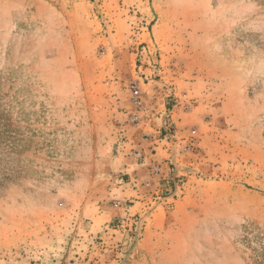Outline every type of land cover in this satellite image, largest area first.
<instances>
[{"label":"rangeland","instance_id":"1","mask_svg":"<svg viewBox=\"0 0 264 264\" xmlns=\"http://www.w3.org/2000/svg\"><path fill=\"white\" fill-rule=\"evenodd\" d=\"M0 87V264H264V0H0Z\"/></svg>","mask_w":264,"mask_h":264},{"label":"trees","instance_id":"2","mask_svg":"<svg viewBox=\"0 0 264 264\" xmlns=\"http://www.w3.org/2000/svg\"><path fill=\"white\" fill-rule=\"evenodd\" d=\"M14 94L8 98L7 92L0 87V190L29 176L23 154L30 146L24 144L27 128L21 126L20 119L24 97L21 98V90H16ZM14 103L18 104V108ZM14 109L18 119L11 117Z\"/></svg>","mask_w":264,"mask_h":264},{"label":"crops","instance_id":"3","mask_svg":"<svg viewBox=\"0 0 264 264\" xmlns=\"http://www.w3.org/2000/svg\"><path fill=\"white\" fill-rule=\"evenodd\" d=\"M146 140H148V139H146ZM146 140H145V141L142 140V141H141V144L144 145V146L148 145L149 142L147 143ZM161 144H162V143H159V142H158V144H157V148H158V150H159L160 152L158 151V153H156L155 156H157L158 159H163L164 157H168V154L165 153V150L161 149ZM143 166H144V164L141 163V164H139V165H136L134 168H135V169H139V170H141V169H143Z\"/></svg>","mask_w":264,"mask_h":264},{"label":"built area","instance_id":"4","mask_svg":"<svg viewBox=\"0 0 264 264\" xmlns=\"http://www.w3.org/2000/svg\"><path fill=\"white\" fill-rule=\"evenodd\" d=\"M132 89H133V98L135 100V104H140L141 100H140V96H139V88H138L136 83L133 84ZM156 169H158V168H156Z\"/></svg>","mask_w":264,"mask_h":264}]
</instances>
